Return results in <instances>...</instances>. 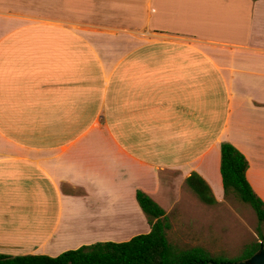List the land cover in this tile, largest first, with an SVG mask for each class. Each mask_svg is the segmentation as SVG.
I'll list each match as a JSON object with an SVG mask.
<instances>
[{"label":"crops","instance_id":"crops-1","mask_svg":"<svg viewBox=\"0 0 264 264\" xmlns=\"http://www.w3.org/2000/svg\"><path fill=\"white\" fill-rule=\"evenodd\" d=\"M221 142L264 204V0H0L1 255L145 234L136 191L170 229L191 173L220 205Z\"/></svg>","mask_w":264,"mask_h":264},{"label":"trees","instance_id":"trees-1","mask_svg":"<svg viewBox=\"0 0 264 264\" xmlns=\"http://www.w3.org/2000/svg\"><path fill=\"white\" fill-rule=\"evenodd\" d=\"M246 167L242 154L229 143H220L218 171L223 198L231 196L248 205L257 222L261 223L264 222V204L245 180ZM184 183L201 203L215 204L208 186L195 173H191ZM135 200L149 225L145 234L135 235L124 242H95L53 257L0 254V264H227L248 259L260 247L264 250V238L260 235L258 241L245 244L234 260L214 259L206 250L196 246L179 248L167 239L169 223L164 210L140 191L135 192Z\"/></svg>","mask_w":264,"mask_h":264},{"label":"rangeland","instance_id":"rangeland-1","mask_svg":"<svg viewBox=\"0 0 264 264\" xmlns=\"http://www.w3.org/2000/svg\"><path fill=\"white\" fill-rule=\"evenodd\" d=\"M223 200L216 206H204L200 201L189 204L180 219L175 210L179 215L171 219L168 241L182 249L203 248L214 259L234 260L245 244L258 241V235L264 238V222H257L248 205L231 196ZM197 218L203 222L198 224Z\"/></svg>","mask_w":264,"mask_h":264},{"label":"water","instance_id":"water-1","mask_svg":"<svg viewBox=\"0 0 264 264\" xmlns=\"http://www.w3.org/2000/svg\"><path fill=\"white\" fill-rule=\"evenodd\" d=\"M225 264V263H217ZM227 264H264V250L260 247L257 252L252 254L248 259L239 262H230Z\"/></svg>","mask_w":264,"mask_h":264}]
</instances>
